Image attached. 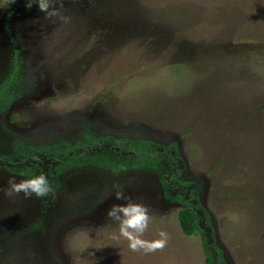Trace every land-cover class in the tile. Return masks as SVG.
Returning <instances> with one entry per match:
<instances>
[{"label":"rangeland","instance_id":"374dc122","mask_svg":"<svg viewBox=\"0 0 264 264\" xmlns=\"http://www.w3.org/2000/svg\"><path fill=\"white\" fill-rule=\"evenodd\" d=\"M26 2L0 0V86L13 42L19 63L0 107V264H207L202 235L180 227L179 191L199 197L213 253L264 264V0H50L54 16ZM86 135L151 142L179 180L167 191L155 170L91 166L55 178ZM41 174L55 195L9 188ZM129 201L148 209L143 239L167 234L163 250L112 239L107 212Z\"/></svg>","mask_w":264,"mask_h":264},{"label":"trees","instance_id":"16d2710c","mask_svg":"<svg viewBox=\"0 0 264 264\" xmlns=\"http://www.w3.org/2000/svg\"><path fill=\"white\" fill-rule=\"evenodd\" d=\"M12 44L14 48V68L12 74L0 86V106L7 104L12 98V90L17 83V75L19 74V63L17 61L18 51L16 49V43L13 42ZM108 141L113 145L109 149L99 148L100 141L89 136H87L86 142L79 143L75 148L67 145V148L63 152L65 160L61 162L59 168L56 170L59 173L62 172V170L64 171L74 166H94L115 175L123 170L151 169L161 174L163 186L167 191L168 186L173 181L176 182L179 180L180 172L176 169L177 173H172V166H176L178 160H172L169 156L166 157L165 150L161 151V148L157 145L147 141ZM114 149L117 150V154H114ZM46 153H48V151H46ZM70 154L72 155L70 156ZM163 167H166L167 172L162 173ZM182 186H184V184H182ZM173 201L183 207L178 215L183 233L187 237L202 235L206 249L207 264H226L222 258V252L215 249V253H213L206 240L204 230L200 223L201 218L199 214L201 213L206 216L207 223H209L210 220L205 210L201 207L199 197L197 195L191 197L185 196L179 191V194Z\"/></svg>","mask_w":264,"mask_h":264},{"label":"clouds","instance_id":"9594fccd","mask_svg":"<svg viewBox=\"0 0 264 264\" xmlns=\"http://www.w3.org/2000/svg\"><path fill=\"white\" fill-rule=\"evenodd\" d=\"M15 3V0H12ZM36 6L38 10L46 13L47 15H57V11L54 5H50V0H36ZM62 6V5H61ZM33 7V0H27L25 3L26 10H30ZM52 7V11H50ZM9 188L15 193H23L26 198H46L49 195H55V191L52 188L46 175H38L31 179H23L19 182L15 178H10L8 181ZM116 189L114 196L117 200H128L119 185H113ZM108 218L118 222L119 235H113L112 239L119 241L123 238L128 241V247L133 252L152 253L158 250H163L168 242L167 234L161 232L160 239L146 240L142 237L148 230L150 216L148 209L142 204L129 201L124 205H113L107 212Z\"/></svg>","mask_w":264,"mask_h":264},{"label":"flooded vegetation","instance_id":"af4514ba","mask_svg":"<svg viewBox=\"0 0 264 264\" xmlns=\"http://www.w3.org/2000/svg\"><path fill=\"white\" fill-rule=\"evenodd\" d=\"M12 72H13V71H12ZM11 74H12V73H11ZM11 74H10V75H11ZM10 75H9V76H10ZM9 76H8V77H9ZM8 77H7V78H8ZM6 80H7V79H6ZM6 80H5V81H6ZM5 81H4V82H5ZM4 106H5V105L0 106V107L3 108ZM87 136L92 137V136H90V135H86V136L83 137V140H82L81 142H79V143L86 142V138H87ZM92 138H95L96 140H99V141H100V145L98 146L99 148L102 147V148H104V149H107V148L109 149V148L112 146V143H111V145H110L109 147H106V148L103 147V144H104L105 142H108V140H113V139H111V138H110V139H105V138H100V139H98V138H96V137H92ZM79 143H77V144H75L74 146H71V147H74V148H75V147H77V146L79 145ZM21 146H23V149L25 148L24 145H21ZM41 148H42V147H40V148L37 149V151H38L39 153H44V154H46V155H47L46 151H48V153H50V150H49V149H41ZM66 148H67V146L65 145L64 149L61 151V152H62V155H61V157H60V158H61V159H60V164H61L62 161L65 160L64 155H63V154H64L63 152H64V150H65ZM33 152H35V150L32 149V148H30L29 153H33ZM71 155H72V154H70V156H71ZM60 164H59V165H60ZM59 165H58L57 169L59 168ZM77 167H80V166H77ZM83 167H84V166H83ZM91 167H94V166H91ZM72 168H76V167L74 166V167H72ZM72 168H67V169H65L64 171L62 170V172H59V173H58V171L55 169V172H56V173H55V178H57L59 175L63 174L66 170H68V169H72ZM95 168H96V167H95ZM97 169H98V168H97ZM99 170H103V169H99ZM132 170H133V169H132ZM105 171H106V170H105ZM123 171H126V170H123ZM136 171H141V170H136ZM108 172H109V171H108Z\"/></svg>","mask_w":264,"mask_h":264}]
</instances>
